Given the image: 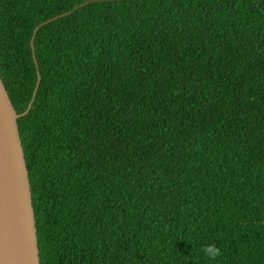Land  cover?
<instances>
[{"label":"trees","instance_id":"obj_1","mask_svg":"<svg viewBox=\"0 0 264 264\" xmlns=\"http://www.w3.org/2000/svg\"><path fill=\"white\" fill-rule=\"evenodd\" d=\"M0 77L40 264H264V0H0Z\"/></svg>","mask_w":264,"mask_h":264},{"label":"water","instance_id":"obj_2","mask_svg":"<svg viewBox=\"0 0 264 264\" xmlns=\"http://www.w3.org/2000/svg\"><path fill=\"white\" fill-rule=\"evenodd\" d=\"M19 115L0 77V264H40Z\"/></svg>","mask_w":264,"mask_h":264},{"label":"clouds","instance_id":"obj_3","mask_svg":"<svg viewBox=\"0 0 264 264\" xmlns=\"http://www.w3.org/2000/svg\"><path fill=\"white\" fill-rule=\"evenodd\" d=\"M201 251L203 252L204 256L211 261H216L217 257L222 255L220 247L214 243L203 245Z\"/></svg>","mask_w":264,"mask_h":264}]
</instances>
